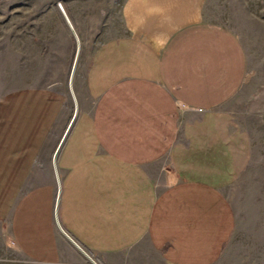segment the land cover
I'll return each mask as SVG.
<instances>
[{"label":"crops","instance_id":"obj_1","mask_svg":"<svg viewBox=\"0 0 264 264\" xmlns=\"http://www.w3.org/2000/svg\"><path fill=\"white\" fill-rule=\"evenodd\" d=\"M234 4L232 26L226 0H0L2 250L27 264H90L77 249L95 264H219L243 247L264 264V178H246L264 172V86L248 82ZM60 9L82 96L55 174L75 51ZM240 183L263 188L242 220L225 192Z\"/></svg>","mask_w":264,"mask_h":264},{"label":"rangeland","instance_id":"obj_2","mask_svg":"<svg viewBox=\"0 0 264 264\" xmlns=\"http://www.w3.org/2000/svg\"><path fill=\"white\" fill-rule=\"evenodd\" d=\"M228 3V7H230V10L228 13V17L226 18V21H228V24L232 23V26H234L233 17L235 16L234 9V3L240 2V0H226ZM242 3L245 5L244 10V18H246V22L243 21V24L236 28V30L239 32V34L242 37V41L244 43V47L249 55L250 60V75L248 82L250 81L254 82L252 84H256L253 86H264V0H241ZM232 16V17H230ZM234 29V28H233ZM95 44H83V52H82V58L80 59V62H84L85 59H83V55H88L89 52L92 50ZM75 51H76V45H75ZM74 51V55H75ZM73 59L70 64V69L66 78V88H67V121L66 126L64 128V131L61 135V137L58 139V142L56 146L54 147V151L52 154V162L54 159V163L57 161V149L59 148L61 139L68 128L71 119L74 114V105L71 99V95L69 92V74L71 70V66L73 63ZM26 79V75H20L19 76V82H10L4 80L2 86H21L25 85L21 80ZM5 92V90H0V96ZM72 92L74 94V97L76 98L82 96V89H81V83H80V76H77V78L74 79L72 83ZM252 176L255 177L254 180H258L260 183V179L264 178V172L262 171H254L250 172L248 176L246 177L248 180H252ZM263 188L260 187H254V186H247L244 183H240L238 186H230L228 187L225 192L227 197L229 198L231 205L235 209L237 215L241 218H245L247 214H249V208L252 207L253 199L252 197L259 194V192ZM8 246V247H7ZM6 249L2 250L0 245V264H27L24 261H22L20 258H18L15 255L14 250L10 247V245H7ZM228 248L226 252H224V256L222 257V260L219 264H245V254L247 251L245 248ZM78 253L82 257H86L87 261H89V255L83 252L80 249H77ZM91 264V263H90Z\"/></svg>","mask_w":264,"mask_h":264},{"label":"water","instance_id":"obj_3","mask_svg":"<svg viewBox=\"0 0 264 264\" xmlns=\"http://www.w3.org/2000/svg\"><path fill=\"white\" fill-rule=\"evenodd\" d=\"M60 12H61V15L64 19V22L65 24L67 25V27L69 28V30L71 31V33L73 34V37H74V40H75V45H76V51H75V55H74V59H73V63H72V66H71V70H70V74H69V92H70V95H71V99H72V102H73V105H74V114H73V117L71 119V122L68 126V128L66 129L62 139H61V142H60V145H59V148L57 149V153H59L65 139H66V136L75 120V117H76V114H77V104H76V99L74 97V94L72 92V81H73V77H74V73H75V69H76V64H77V61H78V55H79V51H80V47H79V43L76 39V36L74 34V31L70 25V22L68 21L66 15L64 14V12L60 9ZM52 165H53V168H54V171H55V174H56V163H54V159H53V162H52ZM56 182H57V197H56V206H55V219H56V224L59 228V230L62 232L59 224H58V219H57V211H58V205H59V199H60V182H59V179H58V176L56 175ZM63 233V232H62ZM90 263L91 264H95L92 260H90Z\"/></svg>","mask_w":264,"mask_h":264},{"label":"built area","instance_id":"obj_4","mask_svg":"<svg viewBox=\"0 0 264 264\" xmlns=\"http://www.w3.org/2000/svg\"><path fill=\"white\" fill-rule=\"evenodd\" d=\"M12 245H10V247H11ZM12 248V247H11Z\"/></svg>","mask_w":264,"mask_h":264}]
</instances>
